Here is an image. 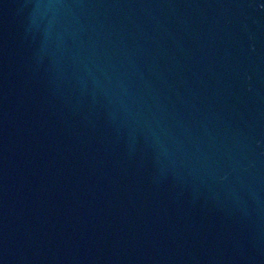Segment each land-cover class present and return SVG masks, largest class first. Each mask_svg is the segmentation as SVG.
I'll return each instance as SVG.
<instances>
[{
  "label": "water",
  "instance_id": "obj_1",
  "mask_svg": "<svg viewBox=\"0 0 264 264\" xmlns=\"http://www.w3.org/2000/svg\"><path fill=\"white\" fill-rule=\"evenodd\" d=\"M0 264H264V0H0Z\"/></svg>",
  "mask_w": 264,
  "mask_h": 264
}]
</instances>
